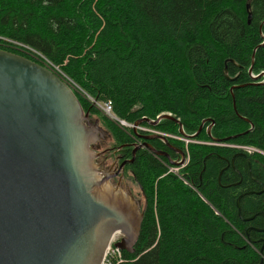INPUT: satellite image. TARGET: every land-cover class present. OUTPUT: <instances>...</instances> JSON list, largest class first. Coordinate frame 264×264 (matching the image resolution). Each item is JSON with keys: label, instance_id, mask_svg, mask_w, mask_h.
<instances>
[{"label": "trees", "instance_id": "trees-1", "mask_svg": "<svg viewBox=\"0 0 264 264\" xmlns=\"http://www.w3.org/2000/svg\"><path fill=\"white\" fill-rule=\"evenodd\" d=\"M0 49L48 60L130 124L203 126L157 127L187 154L179 176L137 153L144 218L123 264H264V0H0ZM77 96L117 146L133 141Z\"/></svg>", "mask_w": 264, "mask_h": 264}, {"label": "water", "instance_id": "water-1", "mask_svg": "<svg viewBox=\"0 0 264 264\" xmlns=\"http://www.w3.org/2000/svg\"><path fill=\"white\" fill-rule=\"evenodd\" d=\"M89 117L58 74L0 49V264H101L116 233L121 236L116 246L134 253L144 211L130 191L104 176L97 160L105 152L92 147L108 132ZM163 120L178 124L186 138L197 137L203 127L189 136L170 113L143 118L135 127H157ZM144 138L168 144L165 136ZM145 146L171 166L186 163L185 155L171 161ZM237 207L241 216L240 198Z\"/></svg>", "mask_w": 264, "mask_h": 264}, {"label": "flooded vegetation", "instance_id": "flooded-vegetation-1", "mask_svg": "<svg viewBox=\"0 0 264 264\" xmlns=\"http://www.w3.org/2000/svg\"><path fill=\"white\" fill-rule=\"evenodd\" d=\"M96 122H99V121L96 120L94 123ZM90 123L94 124L92 122ZM149 127H151L152 130H154L155 132L154 133H139V132L135 133L134 130L132 131L127 130V132L130 135L133 134L132 135L133 141L123 144L121 146H117L114 142L112 133L109 131V129H107L103 125L102 128H104L108 132V134L106 135L104 139H101L100 141L95 143L92 148L93 150L98 151V152H105L104 155L98 158L97 162L104 176L107 178L109 177L111 184H113L114 186L122 187L129 191L128 181H130V178L133 177V174L130 170V166L134 163V162L130 163V161L134 157L136 159L137 153L139 151L144 150V149L149 150L145 146L146 143L151 144L157 151L166 153V155H168L171 161H181L182 155H185L187 159V154L183 150L181 144H179V142L173 141L171 139L170 134L158 131L157 127H152V126H149ZM153 135L167 137L168 144L158 139L147 140L144 138V137L153 136ZM153 143L154 144L161 143L162 146L160 145L155 146ZM151 153L154 154L153 152ZM157 157H160V156H157ZM161 157L163 158L165 156H161ZM123 163H125V165L122 168Z\"/></svg>", "mask_w": 264, "mask_h": 264}, {"label": "built area", "instance_id": "built-area-1", "mask_svg": "<svg viewBox=\"0 0 264 264\" xmlns=\"http://www.w3.org/2000/svg\"><path fill=\"white\" fill-rule=\"evenodd\" d=\"M40 57H42V56H40ZM43 58L44 57H42V59ZM42 62L43 63L40 62V64H42V65H44V63L47 62L49 64V66L46 65L47 68H49L52 71H54L65 82H67L68 84H70V86H72V89L74 88L73 90H78V92L80 91V89L73 82H71L60 71L59 67L54 66L53 64H51L46 59H44V61H42ZM253 77H255V76H253ZM89 99H90L91 103L94 106H97L101 110V112H103V114L106 115L109 118V120H111L112 122H115L118 125L122 126L123 128H126V129H134V128H136L135 125L130 124L126 120H122V119H120V118L117 117V115L114 112V108H113L112 102L109 101V102L100 103V102H98L97 100H95V99H93L91 97H89ZM137 131L140 132V133H154L155 132L154 130H152L151 127L145 126V125L138 126L137 127ZM176 138L179 139V140L188 142L185 138H179V137H176ZM245 150L248 151V152H253L254 151V150L248 149V148H245ZM187 162H188V160H186V163L183 166H180V167H175V166L170 167L169 168V173H173V174L179 176L180 169H182L183 167H185L186 164H187ZM120 239H121L120 234L119 233H116L114 235V237L112 238V240H111L109 246L107 247L106 251H105V254H104V257H103V260H102L101 264H123L126 261L125 260V257H124V254H123V251L116 246V243Z\"/></svg>", "mask_w": 264, "mask_h": 264}, {"label": "rangeland", "instance_id": "rangeland-1", "mask_svg": "<svg viewBox=\"0 0 264 264\" xmlns=\"http://www.w3.org/2000/svg\"><path fill=\"white\" fill-rule=\"evenodd\" d=\"M49 66V64L46 62V63H44V66L45 67H47V66ZM70 85V84H69ZM72 87V86H71ZM74 89V88H73ZM75 93H76V95H83V96H85V98L86 99H89V97L85 94V93H83V92H78V90H73ZM78 97V96H77ZM90 100V99H89ZM91 102V101H90ZM97 109H99L97 106H95ZM100 110V109H99ZM100 112H101V110H100ZM101 114L103 115V116H106V115H104L103 114V112H101ZM107 117V116H106ZM108 118V117H107ZM109 119V118H108ZM91 120V121H90ZM93 120V121H92ZM96 120H98L99 122L98 123H100V126H102L103 127V119H102V117L101 116H91L90 115V117H89V121L90 122H92V123H94ZM95 124V123H94ZM105 126V125H104ZM106 127V126H105ZM136 131H137V127H136ZM138 132V131H137ZM140 133V132H139ZM129 183H128V188H129V191L133 194V196L141 203V208L142 209H144L143 207H144V205H145V199H144V196H143V193H142V191H141V189H140V187H139V185L135 182V180H134V178L133 177H131L130 178V181H128Z\"/></svg>", "mask_w": 264, "mask_h": 264}, {"label": "bare ground", "instance_id": "bare-ground-1", "mask_svg": "<svg viewBox=\"0 0 264 264\" xmlns=\"http://www.w3.org/2000/svg\"><path fill=\"white\" fill-rule=\"evenodd\" d=\"M134 125V124H133ZM138 127V126H137Z\"/></svg>", "mask_w": 264, "mask_h": 264}]
</instances>
